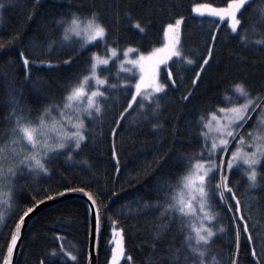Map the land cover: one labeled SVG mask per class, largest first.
I'll return each instance as SVG.
<instances>
[{
  "label": "snow or ice",
  "instance_id": "1",
  "mask_svg": "<svg viewBox=\"0 0 264 264\" xmlns=\"http://www.w3.org/2000/svg\"><path fill=\"white\" fill-rule=\"evenodd\" d=\"M252 2L225 0L224 6L200 0L193 3L190 15L199 18L201 24L205 20L210 24L202 52L187 47V40L191 39L185 34L187 17L179 13L171 15L170 20L161 26L159 46L149 44L145 47L140 43L133 46L131 42L122 43V37L117 35L121 20L131 21L133 13L139 11L142 19H136L131 26L137 34L146 36L156 26L158 12L179 7L175 0H93L91 4H82L76 11L69 9L52 18V25L62 29L63 41L76 38L79 44L77 55L69 54L61 63L71 66L84 51L89 53V58L83 72L73 76L61 90L59 104L43 107L34 115L18 100L12 101L10 119L6 121L10 127L0 135V205L20 214L8 232L6 252L0 264H13V256L22 242L26 218L45 202L43 199L37 202L35 196L29 194L25 197L26 203L17 204L26 191L22 186L18 187L17 182L32 179L39 184L50 179L60 158L72 161L74 155H79L102 135L98 130L109 116L112 121L110 150L115 171L119 174L116 137L123 123L138 111L142 120L150 122L154 130L162 129L161 101L170 90H180L184 79L181 73L189 70L193 73L190 87L179 97L182 102H189L199 91L208 69L217 62L216 49L221 38L225 37L240 41L244 54L233 55L232 59L241 71L245 66L259 68L260 86L254 87L246 77L229 78L226 69L211 106L198 110L195 120L189 122L188 126L195 125V136L189 137L178 127L172 133L176 139H186L189 147L194 139L196 149L175 160L174 150H170L168 156L154 161V165L171 164L172 168L166 174L174 177L175 182H158L152 190L156 203L141 205L138 202L137 211L154 209L159 213L148 241L151 251L148 264H209L208 256L215 238L226 231L218 223L221 212L229 216L235 232V252L229 264H239L241 230L253 264H264V244L258 253L243 211L239 186L232 182L234 177L241 175L250 189L264 190V3L256 24L252 25L259 29L261 38L252 40L248 36L252 17L246 16ZM39 4L40 0H34V6ZM9 6L11 0H0V17ZM35 16L36 12L31 11L27 19L31 21ZM15 38H20L19 33ZM54 44L55 41H51L48 48L51 50ZM93 47L102 48L103 54L92 51ZM252 50H258L260 56L250 62L247 55ZM18 56L26 70L39 60L35 52L19 51ZM46 63L49 68L59 67L51 61ZM110 65L118 69L115 75ZM28 76L26 72V78ZM121 96L124 103L119 104V111L113 114ZM61 180L54 190L55 195H46V199L55 200L68 194H81L86 198V219L88 214L92 219L87 264H91L93 255L99 254L102 219L110 221L112 239L108 264H121L122 261L132 264L133 257L127 254L125 229L108 215L111 209L105 203L104 190L92 189L82 178L77 182L62 176ZM0 224L8 228L3 213H0ZM173 225L178 226L182 236L179 246L168 240ZM59 247L61 260L66 257L72 264H78V256L66 251L63 242ZM55 256V251L50 253V257ZM212 261L215 264L214 256ZM39 264H45V260L40 259Z\"/></svg>",
  "mask_w": 264,
  "mask_h": 264
},
{
  "label": "trees",
  "instance_id": "2",
  "mask_svg": "<svg viewBox=\"0 0 264 264\" xmlns=\"http://www.w3.org/2000/svg\"><path fill=\"white\" fill-rule=\"evenodd\" d=\"M195 2L197 0H175L179 7L171 11L158 12L155 16L156 26L146 36L137 34V30L131 26L136 19H142V14L137 11L133 13L131 21L121 20L117 25V35L122 37V43L131 42L133 46L138 43L145 47L149 44L159 46L162 38L161 26L170 20L171 15L179 13L187 17L185 34L186 37H191L187 40V47L202 52L210 24L208 20L201 24L199 18L190 15V6ZM200 2L224 6L225 0H200ZM91 3L93 0H40V4L34 6V0H11V6L4 10L0 17V45H3L0 48V135L7 132L10 127L6 121L10 119L9 113L12 111L13 99L18 100L35 115L36 111L42 110L43 107L59 104L61 90L73 76L83 72L87 67L89 58L87 51L82 52L79 59L71 66L61 63L68 58L69 54L75 57L80 49L76 38L69 41L62 40V29L52 25V18L61 12L69 9L76 11L82 4ZM262 3L264 0H253L246 13V16L252 17L248 25V36L252 40L261 38L259 29H254L252 25L256 24ZM31 11H35L36 16L30 21L27 16ZM17 33H19V39L15 38ZM53 40L55 44L50 50L48 44ZM221 40L216 49L217 62L208 69L207 75L203 77V83L199 85V91L194 93L191 100L182 102L179 99L185 89L190 87V78L193 76L192 71L186 70L181 73L184 79L180 90H170L169 95L161 101L162 129L154 130L150 122L142 120L138 111L128 117L127 123H123L122 130H118L116 137V151L120 161L119 174L115 171V160L110 150L109 130L112 121L109 116L98 130L102 135L79 155H74L72 161L60 158L54 165L56 171L50 179L39 184L32 179L19 180L17 186H22L26 191L17 204L26 203L25 197L29 194L35 196L37 202L41 199L47 201L46 195H55L54 190L62 183V176L77 182L82 178L89 182L92 189L104 190L105 203L111 209L108 215L118 220L119 226L125 229L126 249L127 254L133 257L132 264H148L151 256L148 241L152 234V226L158 222L159 213L154 209L137 211V205L138 202L141 205L156 203L152 190L158 182L164 180L175 182L174 177L166 174L171 170V164L154 165V161L168 156L170 150H174L173 159L175 160L185 152L196 149L194 139L192 146L189 147L186 139L183 137L176 139L172 133L178 127L189 137L195 136V125L188 126L189 122L195 120L198 110L211 106L217 86L225 75L226 69L229 78L246 77L257 88L261 84L259 68L245 66V69L241 71L236 66V61L232 59L233 55L244 54L245 50L240 47V41L226 37ZM19 51H25L26 54L35 52L39 60L26 70L18 56ZM92 51L103 54L100 47H93ZM259 56L258 50H252L248 52L247 59L252 62ZM41 60L45 63L41 64ZM47 61L59 67L49 68ZM110 68L115 75L118 69L111 65ZM26 72L29 74L28 78H26ZM121 103H124L123 96L119 97L113 114L119 111ZM174 140L175 144H173ZM232 182L239 186V195L244 205L243 211L259 253L261 245L264 244V190L250 189L246 179L241 175L234 177ZM112 192L117 195L112 196ZM28 206L31 205L28 204ZM85 207V201L75 199L48 209L37 217L26 230L16 264H39L40 259H44L45 264H49L50 260L51 264H72L66 257L61 260L59 247L61 242L66 251H72L73 255L78 256V264H87L91 218L88 214L86 219ZM0 213H3L5 220L8 221L7 229L0 224V232L3 233L0 235V259H2L6 252L8 232L20 213L6 209L3 205H0ZM109 223L110 221L102 219L97 264H108L110 259L109 247L112 237ZM218 223L226 231L219 233L215 238L208 261L209 264H213L214 256L215 264H229L230 257L235 252V232L229 216L224 212H221ZM168 240L177 246L180 245L182 236L178 226L173 225ZM240 245L239 264H253L250 248L246 246L242 230ZM53 251L57 253V256L50 257Z\"/></svg>",
  "mask_w": 264,
  "mask_h": 264
},
{
  "label": "water",
  "instance_id": "3",
  "mask_svg": "<svg viewBox=\"0 0 264 264\" xmlns=\"http://www.w3.org/2000/svg\"><path fill=\"white\" fill-rule=\"evenodd\" d=\"M75 199H82L86 203V198L83 197L81 194H68L64 197H57L55 200H47L43 204H40L39 207H37L36 210L33 213H31L28 218H26V221H25L26 226L23 229L22 234H21L22 241H23L24 235H25L26 230L28 229L29 225L37 217H39L42 213H44L48 209L54 208L58 205H61L63 203H66V202H69V201L75 200ZM90 218H91V215H90ZM90 220H91V233H92V219H90ZM91 233H90L89 250H90V245H91ZM21 244H22V242L18 244L17 252L13 256V264H16V262H17V258H18V254H19ZM96 260H97V255H93L92 260H91V264H97Z\"/></svg>",
  "mask_w": 264,
  "mask_h": 264
},
{
  "label": "rangeland",
  "instance_id": "4",
  "mask_svg": "<svg viewBox=\"0 0 264 264\" xmlns=\"http://www.w3.org/2000/svg\"><path fill=\"white\" fill-rule=\"evenodd\" d=\"M163 74V72L161 73V75ZM18 259V258H17ZM123 263V261L121 262V264Z\"/></svg>",
  "mask_w": 264,
  "mask_h": 264
},
{
  "label": "bare ground",
  "instance_id": "5",
  "mask_svg": "<svg viewBox=\"0 0 264 264\" xmlns=\"http://www.w3.org/2000/svg\"><path fill=\"white\" fill-rule=\"evenodd\" d=\"M97 261V260H96Z\"/></svg>",
  "mask_w": 264,
  "mask_h": 264
}]
</instances>
